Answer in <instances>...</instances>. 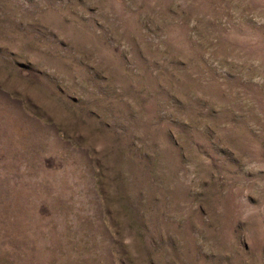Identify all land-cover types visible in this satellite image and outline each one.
<instances>
[{"label": "rangeland", "instance_id": "rangeland-1", "mask_svg": "<svg viewBox=\"0 0 264 264\" xmlns=\"http://www.w3.org/2000/svg\"><path fill=\"white\" fill-rule=\"evenodd\" d=\"M0 264H264V0H0Z\"/></svg>", "mask_w": 264, "mask_h": 264}]
</instances>
